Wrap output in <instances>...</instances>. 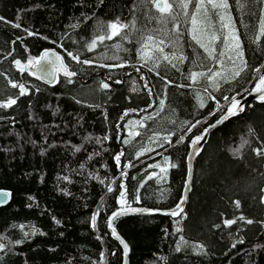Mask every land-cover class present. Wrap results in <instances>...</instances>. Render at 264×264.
<instances>
[{"label": "trees", "instance_id": "1", "mask_svg": "<svg viewBox=\"0 0 264 264\" xmlns=\"http://www.w3.org/2000/svg\"><path fill=\"white\" fill-rule=\"evenodd\" d=\"M228 2L247 66L234 79L225 71L223 78L209 80V66L213 71L221 66L206 59L207 53L191 39L195 0L188 16L181 0H168L174 21L161 20L151 0H0V105L16 99L11 107H0V189L12 194L11 202L0 206V264H123V248L107 228V218L120 207V184L128 189L130 206L172 209L180 202L192 138L264 75V67L260 73L253 71L264 65V34L259 30L264 5L255 0ZM206 8V15L198 17L197 27L203 31L197 35L205 42L213 32L219 36L213 45L219 58L225 51L219 10L207 0ZM117 18L121 24L134 18V28L97 41L89 51L87 45L107 35L108 24ZM174 25L180 33L175 44ZM148 34L163 39V53L154 42L141 39ZM52 46L77 73L72 83L60 77L51 86L13 64L15 59L39 57ZM65 50L93 63H77ZM174 51L186 57L183 62L173 60L175 68L162 58H171ZM230 67L225 60L224 68ZM193 71L207 75L193 83ZM9 81L23 83L29 94L18 97L19 88ZM159 99L164 100L162 109ZM197 120L200 123L188 132ZM128 132L141 135L129 137ZM170 133H175L169 137L171 144L164 143ZM153 134L159 136L156 143L150 142ZM180 136L184 141L177 143ZM141 148L154 151L137 159ZM121 151L117 167L114 156ZM127 161L133 166L124 167ZM153 164L166 172L149 167ZM120 172L127 176L116 179ZM152 173L157 175L147 179ZM114 179V191L108 192L106 186ZM97 211L93 229L91 217ZM230 219L236 223L225 225ZM115 229L131 249L130 264H264V101L247 105L211 132L195 161L192 191L179 218L126 216L115 222ZM241 239L243 243H237Z\"/></svg>", "mask_w": 264, "mask_h": 264}, {"label": "snow or ice", "instance_id": "2", "mask_svg": "<svg viewBox=\"0 0 264 264\" xmlns=\"http://www.w3.org/2000/svg\"><path fill=\"white\" fill-rule=\"evenodd\" d=\"M255 2L257 4L264 5V0H255ZM151 3L154 4L155 9L159 13L162 14L159 17L161 20L171 19L174 21L177 18L176 15L172 13V5L168 3V0H151ZM191 3H192V0H181L180 7L185 10L184 11L185 16H188L187 8H188L189 4H191ZM207 4L210 5L213 9L219 10L218 15H219L220 21H221L220 32L224 37L223 47H224L225 51H221L219 58L216 57L215 47L213 45H214L215 41L219 39V36H217L215 32H213L211 34V36L207 40V42H205L201 36L197 35V32L203 31V29L198 28L197 25H198V17H202V14L206 15V11H207L206 0H195L193 12H192L191 17L189 18L191 21V26H192L191 30H190L191 39L196 44H198L201 48L204 49V52L207 53V56L205 57L206 59L214 60L216 64H219L221 66L220 70H216V71H213V67L211 65L209 66L208 72L211 73V75L207 77L209 80H214L216 77H222L223 78V73L225 71H227L228 74L234 79L235 77L240 76L241 72L244 71V69L246 68L247 65H246V61L243 59V52L241 50L239 37L236 35V29L234 27V23H233L231 15H230L229 2H228V0H207ZM163 14H167V15L165 16ZM0 21H4V18L0 17ZM13 26L17 27V28L20 27L19 24H14ZM134 26H135V19L134 18L130 24H121L119 18H117L115 22H110L108 24V28L111 31H109L107 33V35H99L98 37L94 38L92 40V42L87 45V48L89 51H91L97 46V41H99L100 43H103L105 39H112L113 36L120 35V32L123 29H125V28L131 29V28H134ZM174 30L177 33L176 41L174 42V44H175V43H178V39H179V34H180L179 33V25H174ZM259 30H260L261 34H264V17H261L259 19ZM25 31H27V30H25ZM27 35L33 36V35H36V33L31 32V31H27ZM124 38L126 39L127 35H125ZM18 39H21V38H18ZM141 39L154 42V46L158 47L160 53H163V51H164L163 47H159V45H162L164 43L163 39L154 40V37L151 34H148L146 36H142ZM61 47H62V45H61ZM65 51H67V50H65ZM67 55L69 57H71L72 60L76 61L77 63H83V64H92L93 63V61L88 60V59L81 61L79 55H73V53L71 51H67ZM50 57H52V58H50ZM162 58L164 60L168 61V63L173 68L176 67V64L173 63V60H178L180 62H183V60L186 59V57L183 56L182 52L179 55H177V53L175 51L172 53L171 58L168 55H164ZM225 60H227L228 63L231 65L230 68H227V69L224 68ZM13 64L17 67V69L21 73L28 71L29 74L33 75V76L37 75L36 71H32L33 69H36L37 71H39L41 73V76L38 78H42L44 76L50 77L51 79L48 80V83H53V84L57 82L58 76L61 72H63L64 76L67 78L68 83H72L71 78L77 75L76 72L70 71L68 69V67L63 63V58L60 57L58 54H56L54 51L49 52L48 50H45L43 52V54L40 55L39 57L30 56L27 58L25 64H22V61L20 59H15V60H13ZM44 65L50 66V70H48V68H45ZM102 66H106V65H102ZM118 66H123V65H118ZM261 67H264V65L254 68L253 71L256 73H260ZM137 71H138V69H137ZM157 75H159V73H157ZM206 75H207V73H205V72L193 71L190 73L189 78L194 83L198 76H206ZM9 83L11 84V86L13 88H17V87L19 88L18 97L29 94V90L25 87V85L23 83L17 84V83L12 82V81H9ZM116 83H119V81H116ZM166 83H171V81H167ZM102 88H104V89L109 88V84L108 83H102ZM36 91H39V89H36ZM253 91L256 93H259L260 94L259 99L264 101V75H259L257 77V83L255 84ZM148 94L151 95V89L148 90ZM249 94H251V93H249ZM237 95H239V94H237ZM209 98L214 99V97H211V96ZM224 99L228 100V97L225 96ZM15 103H16V99H9L6 104L0 105V107H11ZM77 103H79V101H77ZM155 103L156 102L153 101V104H155ZM151 106H153V105H149V107H151ZM163 106H164V100L159 99V107L162 109ZM201 107H203L202 103H201ZM234 109H236L238 111H243V105L240 103V101H238L235 98V96L232 98L228 109L220 117V119H218L214 124L210 125L208 128H205L200 135L194 136L192 138V140L190 142V147L193 149V151L189 152V154H188L189 160L192 157H194L195 155H198L199 148H197L196 146L199 145L200 141L205 138V136L209 132V130L213 127H216L217 124L223 123V121L228 119L230 116L235 115L236 113L233 112ZM216 110L217 111L219 110L218 102H217V109ZM141 111H143V110H141ZM124 115H127V112L124 113ZM210 115H215V111L211 112ZM150 118L151 117H145L144 119H150ZM138 123L140 124L141 127L145 126L143 121H140ZM199 123H200L199 120H197L195 123H191L190 127L187 128V131L190 132L191 129L196 127V125ZM140 135H141L140 132H135V133L128 132L129 137L140 136ZM171 135H175V133H170L169 136L163 137L164 143L171 144V139L169 138ZM105 139H107V137H105ZM158 140H159L158 134H153V136L150 138V142H152V143H156ZM183 141H184V136L178 137L177 143H182ZM99 142L100 141L97 140V143H99ZM122 142L124 144H129L130 139H124ZM159 146L163 147L164 145L160 144ZM149 150L154 151V149H147V148H141L140 150H138L136 152L137 159L141 155H143L145 151H149ZM256 151H257V154H262V153H260L259 149H257ZM157 155H160V153H157ZM122 156H124L123 151L119 152L118 154H116L114 156V160L116 162L117 167H119V165H120V161H121ZM164 159L167 162L169 158L164 157ZM132 166L133 165H132L131 161H127L124 165V167H132ZM172 166L174 167L175 165H172ZM149 167L160 168V165L159 164H153V165H150ZM160 172L165 173L166 169L160 168ZM153 175H157V174L156 173L149 174L147 176V179H152ZM126 176H127L126 172H120V175L116 179H121V178H124ZM190 177H191V173L189 172V181L185 185V192H187V190L189 189ZM65 179H67V178L65 177ZM115 182L116 181L114 179L109 183V185L106 186L108 192L114 191V189L111 187V184H114ZM100 183L103 184L104 181L100 180ZM139 187H143V182L138 186V188ZM9 195H10V193L0 192V205H2L6 201V199L8 198ZM127 195H128V189L125 186V184L122 182L120 184V191H119V196H118V204L120 207L117 211H113L112 214L107 218L108 227L111 229V234L113 236H115L116 239L120 240V243L123 245V254H124L125 258L127 257V253H128V245L123 240H121L120 237L116 234L115 228L112 226V221L114 219H117L119 216L126 214L128 211H131V212L143 211V210H137V209L131 208V206L127 200ZM135 199L137 201L139 200L138 189L136 190V193H135ZM235 203L238 207L239 201H235ZM182 204H183V199H181V201L177 204V206L174 210H172L171 212L166 213V214H169L172 216L180 215V212L182 211V207H181ZM98 216H99V211H97L91 217V226L93 227V229H95V227H96V220H97ZM240 219L242 220L243 217H240ZM246 222L248 224L252 223L251 220H247ZM179 223H180V221H177V224H179ZM234 223H236V220L230 219V220L224 221V224L227 226H231ZM20 227L23 228V225H21ZM177 231H181V229L179 227H177ZM34 234H35V230H33V235ZM27 235H28V233H25V236H27ZM180 240L183 242L182 236L180 237ZM22 242L23 241H17L16 243H22ZM237 243H243V240L242 239L238 240ZM199 247L201 249H203L202 245H200ZM231 247L235 248L236 244L235 243L232 244ZM3 248H4V245L0 244V249H3ZM179 248H180V245L177 246V250H179ZM113 255H115L114 252H113ZM102 257H103V253H101V259H102ZM125 264H126V259H125Z\"/></svg>", "mask_w": 264, "mask_h": 264}, {"label": "water", "instance_id": "3", "mask_svg": "<svg viewBox=\"0 0 264 264\" xmlns=\"http://www.w3.org/2000/svg\"><path fill=\"white\" fill-rule=\"evenodd\" d=\"M45 50H48L49 52L54 51L56 54H58L60 57H62V58H63V63L68 67V69H69L70 71H72L71 68H70V65L67 63V60H66V58H65V55H64L61 51H59L56 47H53V46H52V47H48V48L42 50L41 53H40V55H42L43 52H44ZM40 55H39V56H40ZM50 58H52V57H50ZM20 60H21V59H20ZM21 61H22V64H25V63H26V61H23V60H21ZM44 67H45V68H48V70H50V66H48V65H44ZM32 71H36V72H37V75L34 76L37 80H39V81H41V82H43V83H45V84L51 85V86L56 85V83L58 82V80H59L60 77H65L64 74H63V72H61V73L59 74V76H58V80H57V82L53 84V83H48V80L51 79L50 77H46V76H44V77H42V78H38V77L41 76V73H40L39 71H37L36 69H33ZM74 77H75V76H74ZM253 89H254V87H253L251 90H249V91H247V92H245V93H243V94L238 95V96L235 97V98H236L238 101H240V103L243 105V109H244L247 105L253 104L254 102H257V101H260V100H261V99H259V95H260V94L254 92ZM249 93H251V94H249ZM231 100H232V99H231ZM231 100L229 101V103H228V105H227V107H226V110L228 109ZM226 110H225V112H226ZM225 112H224V113H225ZM233 112H235L236 114L230 116L228 119L224 120L223 123L217 124L216 127H213V128H211V129L209 130V132L206 134L205 138H204L203 140L200 141L199 145L196 146L197 148H199L198 155H195V156L192 157L190 160L188 159V175H187L186 183H188V181H189V172L191 173V177H190L189 189L187 190V192H185V187H184V192H183V197H182V199H183V204L181 205V207H182V211L180 212V215H178V216H172V215L166 214V213H169V212H171L172 210H174V209L176 208L177 205H176L174 208H172V209H156V208H148V207H143V206H131V208H134V209H137V210H143V211H136V212L128 211L126 214L119 216L117 219H114V220L112 221V226L115 228V222H116L118 219H120V218H122V217H126V216L162 215V216L172 217V218H174V219L179 218V217L183 214V212H184V210H185V207H186V205H187V203H188V200H189V195H190V193H191V191H192V187H193V178H194V165H195V161H196L197 157H198L199 154L203 151V149L205 148L207 142L209 141V137H210L211 132H212L214 129L220 127L222 124H224V123H225L226 121H228L230 118L236 116L240 111L234 109ZM219 119H220V118H219ZM214 123H215V122H214ZM214 123H212V124H214ZM212 124H211V125H212ZM209 126H210V125H209ZM209 126H208V127H209ZM208 127H207V128H208ZM191 151H193L192 148H190V151H189V152H191ZM186 183H185V185H186ZM0 192L10 193V195L8 196V198L6 199V201H5L2 205H0V206H6V205H8V204L11 202V199H12V194H11V192H10L9 190H6V189H0ZM180 201H181V200H180ZM118 209H119V207H118L116 210H114V211H117ZM107 228H108V231H109L110 234H111V229L108 227V222H107ZM115 231H116V234L120 237V239L123 240L125 243H127V242H126V241H125V240L119 235V233L117 232L116 229H115ZM111 236H112V238H113L114 240H116V241L121 245V247L123 248V245L120 243V240L116 239L115 236H113L112 234H111ZM127 245H128V243H127ZM130 255H131V249H130V247H129V245H128V253H127V257H126V258L124 257L123 264H125V259H126V264H130Z\"/></svg>", "mask_w": 264, "mask_h": 264}]
</instances>
